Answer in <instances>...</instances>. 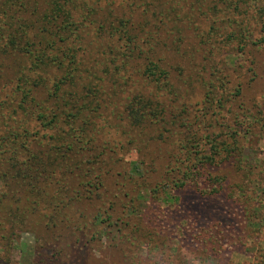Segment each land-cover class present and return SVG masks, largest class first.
Listing matches in <instances>:
<instances>
[{"label":"trees","instance_id":"16d2710c","mask_svg":"<svg viewBox=\"0 0 264 264\" xmlns=\"http://www.w3.org/2000/svg\"><path fill=\"white\" fill-rule=\"evenodd\" d=\"M170 1L150 0L162 16L155 12L134 24L117 16L113 0H0L1 242L41 230L75 244L92 228L102 233L118 226L112 215L125 181L141 199H155L157 183L149 193L138 176L117 170L130 150L137 152L136 143L129 136L126 141L106 136L107 127L119 125L112 105L122 91L118 117L127 125H120V136L131 128L141 134L146 127L155 128L157 137L169 133L182 139L177 146L189 163L190 170L176 155H159L164 159L156 173L171 183L178 204L158 210L161 229L151 233L162 237L164 229L177 235L211 263L222 260L229 243L250 252L252 264H264V189L249 190L258 166L242 143L256 134L254 124L239 120L224 134H188L191 124H178L188 106L175 108L186 100L193 77L205 115L224 119L232 107L245 114L258 111L257 100L245 99L239 85L228 94L221 58L226 52L256 59L253 47L264 43L262 8L249 6L257 0H211L214 40L198 41L195 54H189L174 33L177 7ZM254 31L259 36L253 38ZM127 67L135 74L126 76ZM144 140L149 148L150 140ZM217 156L222 162L234 159L240 178L230 183L229 173L211 175L206 187L199 186V167L209 168ZM122 194L125 200L129 196ZM253 234L255 242L248 246L244 237Z\"/></svg>","mask_w":264,"mask_h":264},{"label":"rangeland","instance_id":"374dc122","mask_svg":"<svg viewBox=\"0 0 264 264\" xmlns=\"http://www.w3.org/2000/svg\"><path fill=\"white\" fill-rule=\"evenodd\" d=\"M254 2L250 3L249 6L257 5L262 8L264 17V0H257L256 4ZM169 3L177 7L175 17L178 28H175L174 33L181 41V47L188 50L189 54H195L197 49H193V47L197 45L198 41L214 40L213 27L216 24L209 12L211 0H174ZM112 7L119 18H130L134 24L143 22L145 15L152 16L155 12L158 17L162 16L150 0H113ZM259 11L261 10L259 9ZM141 18L142 20H140ZM115 19L118 20L117 17ZM146 23L153 24L150 20ZM146 28L149 27L146 26ZM151 28V31H155L154 27ZM256 34L258 33L255 31L252 33L253 38ZM253 50L256 53V59L247 54L230 55L224 52L221 62L227 68L225 80L230 82L226 83L229 90L228 94L236 84L239 85L243 88L244 93L242 95L245 99L257 100L258 103L254 104L259 106L258 111L245 114L232 107L233 111L225 115L224 119L223 117H216L217 115L211 117L208 116L209 114L205 115L199 110L203 100H200L199 85L193 77H188L190 82L187 85L186 100H179L175 107L176 110H180V103L182 102L188 106L187 113L182 114L183 117H180L178 121V124L182 123V120H185L186 124H191L189 126L191 130L184 132H196L197 135L203 137L210 135V133L224 134L229 131V126H233L239 120L254 124L256 134L242 142L244 146L251 148L247 149V154L250 155V163L258 166L256 182L249 186L251 192L253 189L259 190L262 185L264 189V43L256 48L253 47ZM253 59L255 66L252 63ZM219 66L224 68L221 64ZM125 74L126 76L128 74L134 75L135 71L127 67ZM124 97L125 92L121 91L118 100H114L112 106L116 107L118 111L115 121L119 125L107 127L106 136L119 137L118 139L124 141L131 138L136 143L137 152L132 153L130 150V153H127L124 159L119 162L117 170L124 174L138 176L139 183H144L139 184V186L144 187L149 193H153L150 188L157 183L160 188L156 194H152L155 199H148V195H143L146 200L141 199L137 194L140 191L138 192L137 188L131 187L129 181H125L123 192L129 196L125 200L123 199V192L119 193L117 196L121 200L119 205L115 207L113 215L111 214L113 221L119 223L118 226L115 224L107 227V230L102 233L98 230L93 232L94 229L92 228L85 238L75 244H68L60 237L59 241H56V238L51 234L49 236L47 232H41V230L21 231L8 245L0 241V264H225L226 262V264H252L250 252L238 251L239 248L235 249L229 243L223 247L222 260L219 263L216 261L211 263L208 259L203 258L204 255L200 251H196L197 248L191 247L187 242L181 243L177 235L167 234L164 229L162 230V237L151 233L153 228L161 229L160 221L157 219L158 210L161 208L172 209L178 204L176 195L170 188L171 183L161 178L163 172L156 173L155 166L161 165L164 159L160 158L159 155L161 154V157L176 155L187 169H189V163L186 161L185 155L181 153L183 150L180 151L177 146L178 143L181 144L182 139H177L176 136H171L169 133L157 137L158 131H155V128L146 127L143 128L141 134L139 128H131L127 134L120 136L123 132L120 125H127L126 120L121 122L118 117L122 111L121 104L124 102ZM196 119L202 120V122L199 123ZM144 137L147 141L150 140L149 148L145 145ZM207 142L202 140L201 144L208 150ZM150 151L156 152L158 155L156 160L154 159L156 155ZM216 158L209 168L199 167L201 168L199 186L206 187L209 181L207 178L211 175L229 173L230 183L238 181L240 178L234 172L236 166L234 159L222 162L220 157L217 156ZM191 178L189 177L187 181L193 183L192 187L197 186ZM257 180H261V183H257ZM114 192L112 191V193ZM233 196L237 198L240 194L236 193ZM262 202H264V196H262ZM129 206H134L135 211L129 210ZM67 235L69 234H65V236ZM244 238L248 246L255 242L254 234Z\"/></svg>","mask_w":264,"mask_h":264}]
</instances>
